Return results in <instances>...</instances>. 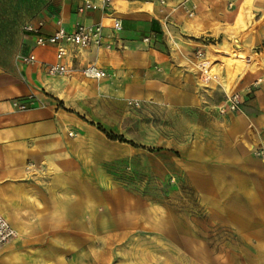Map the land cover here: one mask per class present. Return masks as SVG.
<instances>
[{
  "label": "crops",
  "instance_id": "crops-1",
  "mask_svg": "<svg viewBox=\"0 0 264 264\" xmlns=\"http://www.w3.org/2000/svg\"><path fill=\"white\" fill-rule=\"evenodd\" d=\"M80 1L0 0V216L16 233L1 246L0 264H76L75 234H92L97 229V187L90 178L82 180L77 158L82 120L74 105L76 98L80 101L77 94L85 81L105 82L109 77L87 78L80 69L93 64L109 75L115 72V79L127 83L126 95H153L159 103L179 105L180 97L148 89L147 67H159L164 80L178 82L179 91L183 78L174 76L178 67H183L190 54L202 52L201 47L214 46L209 41L218 37L227 17L226 0H186L196 6L191 18L179 6L184 0H165L164 4L160 0H113L109 14L123 23L113 48L77 50L73 70L63 77H48L38 63L23 64L18 56L28 53L39 61H55L53 47L35 46L32 35L23 31L25 24L43 21L42 33L48 35L58 22L70 30L76 21L91 23L102 17L100 10L78 13ZM252 6L256 11L251 0H244L226 29L242 31L257 14L256 37L262 40L264 0H255ZM147 35L151 36L148 44L142 41ZM169 36L184 42L175 59L160 46V38ZM253 42L249 38L241 44L242 50L224 44L217 50L218 59L195 62L200 79L205 83L215 79L230 95L258 57ZM255 86L254 96L237 112L208 111L203 138L193 143L186 175L218 220L247 241L253 255L264 258V86ZM13 102L25 103L26 108L18 109ZM199 102L193 96L191 106ZM83 183L89 192L83 190Z\"/></svg>",
  "mask_w": 264,
  "mask_h": 264
},
{
  "label": "rangeland",
  "instance_id": "rangeland-1",
  "mask_svg": "<svg viewBox=\"0 0 264 264\" xmlns=\"http://www.w3.org/2000/svg\"><path fill=\"white\" fill-rule=\"evenodd\" d=\"M243 1H225V23L219 24L218 37L209 41L214 46L201 47L203 53L190 54L178 67L174 76L183 78L179 91L175 79L164 80L159 67H147L148 89L180 97L179 105L159 103L153 95H126L128 85L115 79V72L107 74L105 82L85 81L74 105L82 120L77 158L82 180L90 178L97 187L98 213L97 229L73 238L76 264H264V258L251 253L247 241L237 238L205 206L186 175L193 143L203 138L208 111L237 112L254 96V85L264 86V38L256 37L260 18L254 14L252 24L242 31L226 29ZM249 38H254L252 48L258 57L232 92L242 102L238 110L220 113L218 106L226 101V92L215 79L203 82L194 63L218 59L217 50L224 44L242 50L241 44ZM183 43L179 37L160 38L163 52L173 59L180 56ZM220 74L224 79L223 69ZM193 96L200 101L197 106H191ZM87 186L82 185L89 192Z\"/></svg>",
  "mask_w": 264,
  "mask_h": 264
},
{
  "label": "built area",
  "instance_id": "built-area-1",
  "mask_svg": "<svg viewBox=\"0 0 264 264\" xmlns=\"http://www.w3.org/2000/svg\"><path fill=\"white\" fill-rule=\"evenodd\" d=\"M112 1L113 0H81L80 4L77 6L78 13H82L85 10H100L103 15L96 22L84 23L76 21L70 30H66L58 22L57 28L51 34L45 35L42 33L43 21H38L34 24H25L23 26V31L32 35L35 46L42 48L53 47L55 61H39L32 53L20 54L18 59L23 64L38 63L48 77L56 78L66 76L73 70L72 64L73 60L77 59V50L113 48L115 43L119 40V33L123 30V23L121 18L109 14L112 9ZM160 2L164 4L165 0H160ZM179 6L188 17H192L195 14V4L188 3L184 0ZM142 41L148 44L151 41V36H144ZM66 59H68V62H64ZM203 72L204 69H201V73ZM80 73L87 78L93 79L102 78L107 75L104 69L96 67L93 64L82 67ZM129 103H132V101ZM135 104L137 103L135 102ZM240 104V95L234 92L227 95L226 101L224 104L218 106V110L220 113L236 111L239 109ZM13 105L18 109L26 108L25 103L13 102ZM15 234L12 226L0 216V248L5 242L12 239Z\"/></svg>",
  "mask_w": 264,
  "mask_h": 264
},
{
  "label": "trees",
  "instance_id": "trees-1",
  "mask_svg": "<svg viewBox=\"0 0 264 264\" xmlns=\"http://www.w3.org/2000/svg\"><path fill=\"white\" fill-rule=\"evenodd\" d=\"M107 136H109V138H110V139H113V140H114V139H117L115 136H112V135H110V134H107Z\"/></svg>",
  "mask_w": 264,
  "mask_h": 264
}]
</instances>
